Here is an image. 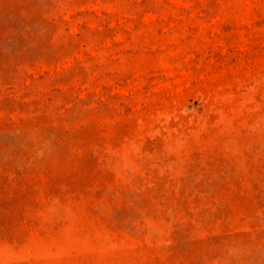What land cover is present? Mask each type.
I'll list each match as a JSON object with an SVG mask.
<instances>
[{
	"label": "rangeland",
	"instance_id": "1",
	"mask_svg": "<svg viewBox=\"0 0 264 264\" xmlns=\"http://www.w3.org/2000/svg\"><path fill=\"white\" fill-rule=\"evenodd\" d=\"M0 264H264V0H0Z\"/></svg>",
	"mask_w": 264,
	"mask_h": 264
}]
</instances>
